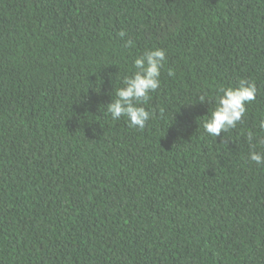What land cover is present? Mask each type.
I'll use <instances>...</instances> for the list:
<instances>
[{
  "label": "trees",
  "instance_id": "trees-1",
  "mask_svg": "<svg viewBox=\"0 0 264 264\" xmlns=\"http://www.w3.org/2000/svg\"><path fill=\"white\" fill-rule=\"evenodd\" d=\"M156 49L151 118L113 120ZM242 79L256 99L209 135ZM261 121L264 0H0V264H264Z\"/></svg>",
  "mask_w": 264,
  "mask_h": 264
},
{
  "label": "clouds",
  "instance_id": "clouds-1",
  "mask_svg": "<svg viewBox=\"0 0 264 264\" xmlns=\"http://www.w3.org/2000/svg\"><path fill=\"white\" fill-rule=\"evenodd\" d=\"M120 38H124L126 33L120 31ZM126 47L132 46V41L128 40ZM166 60V52L162 49L146 51L138 56L134 61L135 72L123 80L125 87L116 90V99L107 106L108 112L113 120L125 117L130 127L143 129L151 118V114L145 107L140 106L147 103L150 93L160 87L161 68ZM169 75H174L169 71ZM222 95L218 97L217 107L211 112L210 117L205 120L203 127L205 131L214 137H219L222 132L235 128L237 123L245 116L247 108L256 99L257 87L255 83L247 80H240L237 87L220 89ZM200 102H205V97L201 96ZM264 129V121L259 124ZM258 139L250 132L248 134L249 144ZM264 144V140L258 141ZM250 160L257 165L264 164V151H252Z\"/></svg>",
  "mask_w": 264,
  "mask_h": 264
}]
</instances>
